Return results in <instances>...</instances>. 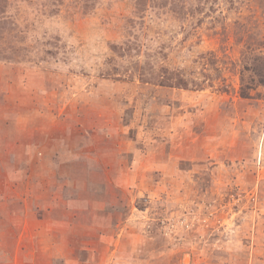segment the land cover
Masks as SVG:
<instances>
[{"label": "rangeland", "instance_id": "rangeland-1", "mask_svg": "<svg viewBox=\"0 0 264 264\" xmlns=\"http://www.w3.org/2000/svg\"><path fill=\"white\" fill-rule=\"evenodd\" d=\"M263 57L264 0H0V264H264Z\"/></svg>", "mask_w": 264, "mask_h": 264}, {"label": "trees", "instance_id": "trees-1", "mask_svg": "<svg viewBox=\"0 0 264 264\" xmlns=\"http://www.w3.org/2000/svg\"><path fill=\"white\" fill-rule=\"evenodd\" d=\"M264 58V57H263ZM256 72H258V73H260V71H256ZM260 76H262L261 74H260ZM244 94V93H243ZM245 96V95H244Z\"/></svg>", "mask_w": 264, "mask_h": 264}]
</instances>
